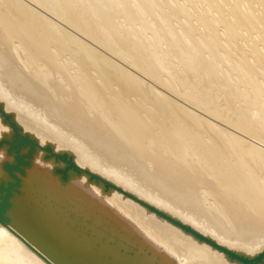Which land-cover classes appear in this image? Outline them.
I'll list each match as a JSON object with an SVG mask.
<instances>
[{"label": "bare ground", "instance_id": "bare-ground-1", "mask_svg": "<svg viewBox=\"0 0 264 264\" xmlns=\"http://www.w3.org/2000/svg\"><path fill=\"white\" fill-rule=\"evenodd\" d=\"M0 102L81 168L226 248L264 250V0H0ZM41 154L31 198L33 182L83 196L174 264H239L86 174L59 187ZM31 198L14 213L27 223ZM0 264L47 263L0 226Z\"/></svg>", "mask_w": 264, "mask_h": 264}, {"label": "water", "instance_id": "water-1", "mask_svg": "<svg viewBox=\"0 0 264 264\" xmlns=\"http://www.w3.org/2000/svg\"><path fill=\"white\" fill-rule=\"evenodd\" d=\"M0 124L9 129L0 136V153L3 151L8 158L0 162L2 175L0 177V226L20 239L47 264H55V262L57 264H89V262L92 264H174V262L169 256L151 251L149 248H156V246L126 219L121 218L123 222L119 223L115 216L107 214L98 206H92V202H88L83 196L71 202L70 192L61 191L59 194H52L46 191L45 186L33 182V186L42 190L32 194L31 198L30 194L23 189V178L35 168L34 159L40 152H42L40 156L42 161L56 163L48 174L59 187L69 185L77 175L86 174L87 181L98 184L102 193H110L112 190L122 192L133 201L147 206L166 222L174 224L183 233L222 252L230 262L264 263V250L250 257L226 248L168 213L158 210L113 183L81 168L68 151L56 150L50 142L42 146L34 135L24 131L14 115L6 111L1 102ZM41 177L42 179L38 181H44L43 177L46 176ZM26 196L31 198L28 199L31 209L29 211L33 213L38 223L36 221L27 223L24 217L14 214L21 211L22 202L19 203V201L26 199ZM89 205H91L90 208H88ZM38 224L46 234L58 242V248L67 254L70 262L64 260L62 251H55L46 246L40 232L33 234V231L39 228ZM136 233L142 238L140 243L136 242Z\"/></svg>", "mask_w": 264, "mask_h": 264}, {"label": "rangeland", "instance_id": "rangeland-1", "mask_svg": "<svg viewBox=\"0 0 264 264\" xmlns=\"http://www.w3.org/2000/svg\"><path fill=\"white\" fill-rule=\"evenodd\" d=\"M41 66V65H40ZM41 69H43L42 67H41ZM42 71H44L45 72V74H47L46 76H48V73L45 71V70H42ZM27 72V71H26ZM31 72V73H30ZM30 74H32V75H30V74H28L29 76H32L31 77V79L33 80V81H35V82H38L37 80L39 79L40 81H42L43 79L41 78L42 77V74H41V77H37L36 79H35V75H34V72H32L31 70H30ZM44 72H42V73H44ZM44 75V74H43ZM51 75V74H50ZM50 77H52V76H49V78ZM54 77H58V76H54ZM41 78V79H40ZM46 79H48V78H46ZM60 78H58V80H59ZM45 80V79H44ZM44 80H43V82H44ZM39 81V84H41V82ZM59 81H61V80H59ZM47 82H49V79L47 80ZM133 129H135L134 128V125H133V127H132ZM174 140H170V142L167 140V142L169 143L168 145H171L172 143L173 144H175L174 142H173ZM166 141H165V143H167ZM173 144L171 145L172 147H173ZM176 146V145H175Z\"/></svg>", "mask_w": 264, "mask_h": 264}]
</instances>
